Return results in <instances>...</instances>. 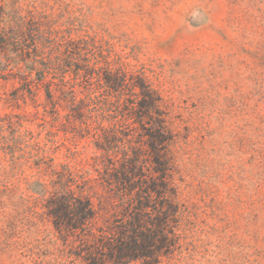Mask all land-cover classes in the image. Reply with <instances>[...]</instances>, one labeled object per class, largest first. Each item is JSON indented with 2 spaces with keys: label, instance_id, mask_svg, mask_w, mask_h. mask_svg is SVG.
Masks as SVG:
<instances>
[{
  "label": "rangeland",
  "instance_id": "obj_1",
  "mask_svg": "<svg viewBox=\"0 0 264 264\" xmlns=\"http://www.w3.org/2000/svg\"><path fill=\"white\" fill-rule=\"evenodd\" d=\"M23 22L34 39L28 61L16 59L13 39ZM4 30L0 264H55L51 174L67 165L100 180L120 175L118 149L101 156L95 146L104 134L133 145L145 176L156 170L165 148H152L153 124L119 110L125 98L137 103L132 90L78 72L96 61L144 79L162 99L184 214L179 247L161 264H264V0H0ZM35 60L47 72L40 83L37 73L23 79ZM91 93L100 99L89 102ZM73 96L88 100L78 119L64 107Z\"/></svg>",
  "mask_w": 264,
  "mask_h": 264
},
{
  "label": "trees",
  "instance_id": "obj_2",
  "mask_svg": "<svg viewBox=\"0 0 264 264\" xmlns=\"http://www.w3.org/2000/svg\"><path fill=\"white\" fill-rule=\"evenodd\" d=\"M13 39L19 49L16 59L26 61L29 45L34 43L29 24L20 23ZM9 41L11 38L4 30L0 37V55L5 53ZM90 64L85 68L78 64V72L88 77L97 74L103 88L132 90L137 103L130 98L122 100L119 110L126 112L122 114L123 119H135L140 125L150 120L153 124L152 148L157 151L164 147L165 150L159 154L156 170L148 178L133 145H126L118 134L110 131L95 142L101 156L117 148L116 157L123 164L120 175L117 171L115 174L107 172L106 180L101 178L108 186L99 175L94 176L92 170L73 169L67 165L54 167L49 183L53 189L46 207L59 243L55 264H161L179 247L178 222L184 214L177 202V190L172 186L171 158L166 150L171 138L166 114L161 109L162 99L142 78L112 72L98 61ZM37 65V60L32 62L29 74L23 76L25 81L33 73L39 74L35 79L39 83L47 79L46 70ZM33 82L34 78L31 84ZM47 97H52L50 90H47ZM89 97V102L100 99V95L94 93ZM65 99L64 107L69 111L66 115L80 118L88 103L86 96ZM54 105L60 106L56 102ZM68 151L71 152V148ZM122 158L126 160L121 161ZM95 172L99 170L95 168ZM98 186L106 190V196L99 195Z\"/></svg>",
  "mask_w": 264,
  "mask_h": 264
}]
</instances>
